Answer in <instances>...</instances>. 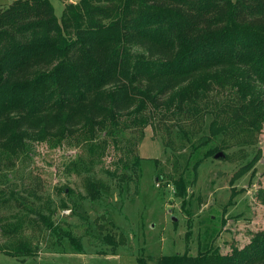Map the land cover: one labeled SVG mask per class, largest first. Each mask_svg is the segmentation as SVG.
<instances>
[{
    "label": "trees",
    "instance_id": "trees-1",
    "mask_svg": "<svg viewBox=\"0 0 264 264\" xmlns=\"http://www.w3.org/2000/svg\"><path fill=\"white\" fill-rule=\"evenodd\" d=\"M263 84L264 0H78L59 18L49 0H13L0 5V165L33 142L74 140L93 155L95 140L116 141L129 123H165L164 108L193 127L212 115L184 166L195 179L223 130L260 127ZM174 181L185 195V178ZM0 229V252L36 253L19 222ZM154 264H264V225L229 251L198 247Z\"/></svg>",
    "mask_w": 264,
    "mask_h": 264
},
{
    "label": "rangeland",
    "instance_id": "rangeland-1",
    "mask_svg": "<svg viewBox=\"0 0 264 264\" xmlns=\"http://www.w3.org/2000/svg\"><path fill=\"white\" fill-rule=\"evenodd\" d=\"M76 1L49 0L58 18L66 2ZM260 90L264 99V84ZM159 112H167L165 123H129L116 141L95 140L93 155L74 140L51 147L33 142L12 167L0 165V227L19 222L22 237L37 248L26 258L0 252V264H139V256L154 264L161 255L193 254L198 247L226 252L248 242L264 225L258 197L264 117L246 135L223 130L219 149L203 159L194 179L191 164L184 166L190 145L209 134L212 115L200 128L199 121L176 124L173 114ZM179 175L186 180L182 196L174 181Z\"/></svg>",
    "mask_w": 264,
    "mask_h": 264
},
{
    "label": "water",
    "instance_id": "water-1",
    "mask_svg": "<svg viewBox=\"0 0 264 264\" xmlns=\"http://www.w3.org/2000/svg\"><path fill=\"white\" fill-rule=\"evenodd\" d=\"M219 154H221V152L215 153L214 156L217 157Z\"/></svg>",
    "mask_w": 264,
    "mask_h": 264
}]
</instances>
